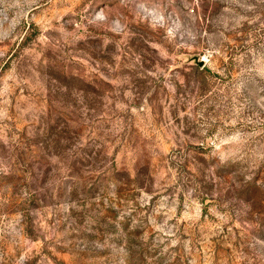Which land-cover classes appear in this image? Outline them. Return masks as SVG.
Here are the masks:
<instances>
[{
  "label": "rangeland",
  "instance_id": "1",
  "mask_svg": "<svg viewBox=\"0 0 264 264\" xmlns=\"http://www.w3.org/2000/svg\"><path fill=\"white\" fill-rule=\"evenodd\" d=\"M0 264H264V0H0Z\"/></svg>",
  "mask_w": 264,
  "mask_h": 264
},
{
  "label": "water",
  "instance_id": "2",
  "mask_svg": "<svg viewBox=\"0 0 264 264\" xmlns=\"http://www.w3.org/2000/svg\"><path fill=\"white\" fill-rule=\"evenodd\" d=\"M198 65H199L200 67H202V65H203V64H202V61H201V62H199V63H198Z\"/></svg>",
  "mask_w": 264,
  "mask_h": 264
}]
</instances>
